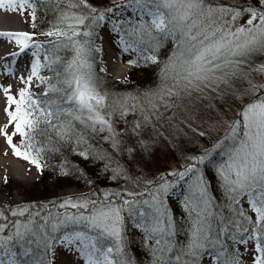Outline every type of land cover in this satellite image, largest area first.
I'll use <instances>...</instances> for the list:
<instances>
[{"label":"snow or ice","instance_id":"snow-or-ice-1","mask_svg":"<svg viewBox=\"0 0 264 264\" xmlns=\"http://www.w3.org/2000/svg\"><path fill=\"white\" fill-rule=\"evenodd\" d=\"M44 9L54 14V22L40 34L56 38L47 46L34 39L35 33L0 32L19 47L11 61H0L5 75L17 72L18 59L31 57L24 60L30 71L20 76L24 87L16 95L11 85H0L8 117L0 134L15 157L38 170L55 150L53 137L81 147L78 154L85 159L95 155L111 161L106 153L93 154L89 139L106 132L102 139L117 147L114 117L139 115L142 121L134 122L139 129L160 119L161 107L177 108L205 90L238 101L239 110L235 119L224 121V137L181 170L139 179L128 177L119 161L105 165L113 179L123 175L139 190L0 209V264H55L61 252L73 264H136L129 251L130 229L139 231L149 264H264V83L250 76L252 71L264 74V63L253 67L250 62L253 54H264V0H120L113 6L88 0H0V10L27 13L33 28ZM104 25H111L124 52L131 50L144 62L157 63L156 53L171 39L174 48L155 89L133 95L103 87L94 53L101 51L95 41ZM238 82L247 84L243 92L235 89ZM33 86L43 91L36 93ZM17 135L20 142L14 143ZM216 152L222 160L213 159ZM202 166L215 168L223 199L214 195Z\"/></svg>","mask_w":264,"mask_h":264},{"label":"rangeland","instance_id":"rangeland-1","mask_svg":"<svg viewBox=\"0 0 264 264\" xmlns=\"http://www.w3.org/2000/svg\"><path fill=\"white\" fill-rule=\"evenodd\" d=\"M92 5H117L120 0L113 2L112 0H88ZM221 3H229L230 0H220ZM245 3L246 0H240ZM125 15L129 13L125 12ZM25 24L21 27L23 32L35 33L34 39L39 43L48 44L55 40V37H48L41 35L42 31H47L48 28H43L44 24H39L40 19L37 17L35 21L36 27L33 28L31 18L27 13L24 14ZM245 18H242L239 23H243ZM42 27V28H41ZM98 38L95 43L100 49L109 46L118 53L119 66L123 67V72H117L116 76L108 73V67L102 60L101 51L94 53L97 56L95 61L98 75L102 78L103 87L113 93L119 94H137L143 93L151 89H155L160 83V69L163 62L168 59L174 48L171 39L165 40L166 47L163 48L161 55L157 56V63L144 62L142 59L138 60V54L129 50L124 52L120 48L118 41L119 36L111 32V25H104L97 29ZM65 55L69 53L65 52ZM28 58H31L28 56ZM137 60L135 64L139 69L133 68L130 61ZM20 61V60H19ZM250 62L253 67L257 64L264 63V54L256 53L250 57ZM19 64V63H18ZM128 65V68H127ZM149 68L151 73L145 77L140 71ZM103 68L104 71H100ZM250 76L253 82L264 83V74L252 71ZM145 77V78H144ZM154 77V78H153ZM238 92H243L247 88L246 83H236L234 85ZM32 91L40 93L43 91V86L37 88L33 86ZM199 98L184 99L179 102L177 108L165 110L160 108L162 116L160 119H153L147 126H142L139 129L134 128V122L142 121L139 115L129 114L124 119L114 117L115 128L120 133L119 144L113 147L112 140L103 139L105 146L100 147L99 153H106L111 161H119V163L126 170L127 176L139 179H153L160 173L169 172L172 170H181L182 166L191 163L190 158L199 156L205 149H211L213 145L221 140L227 126L224 123L226 120L236 118V113L239 110V102L233 103L227 100V96L223 99L217 98V93L205 90L203 94H197ZM249 97L245 96L243 99L247 100ZM11 134L13 127L7 129ZM204 132L205 135H200ZM104 136L108 133H101ZM94 136V134H92ZM0 147L6 148L9 152L10 159L18 162L20 165H28L33 171V181L24 182L14 179L9 176L3 179L0 185V207L17 208L28 203H38L44 200L45 204H50L52 201H63L69 197H82L90 193L91 186L85 183V180L71 181V179H57L54 176H45L42 170H38L34 165L21 158H17L12 154L11 147L6 143V140L1 139ZM20 137H14L13 142L19 143ZM107 146L109 147L107 149ZM147 146V151L145 150ZM76 149L80 147L73 145ZM96 152V151H95ZM79 151H73L74 159L80 158ZM222 154L214 153L213 159L216 161L222 160ZM108 159L101 160L102 178L99 191L103 195L105 190L110 191H125V190H139L136 188L130 179L121 176L119 179H113L111 168L106 170L105 165L111 162ZM42 165V163H41ZM205 167V166H202ZM210 166L205 167V171ZM84 173L93 176L91 173L92 167L85 166ZM95 178V177H93ZM97 179V178H96ZM41 194V196H40ZM42 196H44L42 198ZM93 198H96L93 196ZM173 200L176 198L173 197ZM51 206V205H50ZM176 205H173V208ZM247 207V205H245ZM16 219V218H13ZM23 220L24 218H20ZM130 234H136L135 230H129ZM243 252V246H240ZM65 260L72 261L71 256H67L61 252L55 258V264L64 262Z\"/></svg>","mask_w":264,"mask_h":264},{"label":"trees","instance_id":"trees-1","mask_svg":"<svg viewBox=\"0 0 264 264\" xmlns=\"http://www.w3.org/2000/svg\"><path fill=\"white\" fill-rule=\"evenodd\" d=\"M37 17L40 19L39 21H41L39 22V24L40 23L41 25L44 24L43 28L51 27L52 23L54 22V14L47 9L38 11ZM48 44H44V45L47 46ZM165 47H166V44L165 42H163L162 46L159 48L156 55L157 54L161 55V53L163 52V48L165 49ZM62 55H65V52H63ZM94 56H95V61H96L97 56L95 54ZM134 67L136 70L139 69L136 65ZM140 70H141L140 72L144 76L146 75L145 77H147L151 73V70L149 68L143 69L141 67ZM42 74L50 75V73H42ZM102 137L103 135L101 133H98V134H94V136H91V138L89 139V144L91 145V151L93 154L99 153L100 147L105 146V144L102 142L103 141ZM52 144L54 145L55 150L47 153L44 156V158L41 160L42 167H43L42 171L44 175L54 176L56 180L58 178L59 179H63V178L71 179V181L85 180L86 181L85 183H89V185L91 186L90 193L88 195H91L92 193L100 194L101 191H99V188H100L101 180L97 181L98 179L102 178V165H100V159L95 158V155H90L88 159H85L84 157L80 156V158L78 157L77 160H75L73 151H81V149H76L73 147L75 143L58 141V138L53 137ZM108 148L109 147L107 146V149ZM89 165L90 167H92L90 174H92L93 176L88 175V173H84V170H83L84 167L89 166ZM206 173L210 179L211 189L214 195L220 196L221 199H223V197L221 196L223 189L220 187V181L215 175V168H211V170H209L208 168L206 170ZM43 197L44 196H42V198ZM56 202H60V201L56 200ZM40 203H45V202L44 200H41L37 204H40ZM3 208L5 207H0V209H3ZM173 209H174V212L177 218H181L179 208L177 206H174ZM13 218L15 217H11V219ZM131 230H134V229H131ZM135 231H136V234L128 233L129 251L131 255L135 257L136 264H149V256L145 252L144 248L142 247L140 243L141 235L138 230H135Z\"/></svg>","mask_w":264,"mask_h":264},{"label":"bare ground","instance_id":"bare-ground-1","mask_svg":"<svg viewBox=\"0 0 264 264\" xmlns=\"http://www.w3.org/2000/svg\"><path fill=\"white\" fill-rule=\"evenodd\" d=\"M116 2L118 0H112ZM24 15H20L18 12L0 10V32H23L21 27L25 24ZM19 47L14 41H8L7 39L0 37V61L5 57L11 61V53L18 52ZM102 60L108 67V73L116 76L117 72H123V67L119 66L118 53L109 46H105L101 50ZM30 59L28 57L20 58L17 64V72L8 76L4 74L2 68H0V85L7 87L11 85V94L16 95L24 84L20 80V76H27L29 74L30 68L25 65L24 60ZM6 98L3 92V88L0 87V127L8 124V117L5 114ZM2 135V134H1ZM1 139L6 140L2 135ZM7 153V154H5ZM9 152L6 148L0 147V185L3 183V179L9 176L14 179H18L24 182L33 181V171L28 165H20L18 162L10 159ZM64 254V253H63ZM59 264H73V261L65 260Z\"/></svg>","mask_w":264,"mask_h":264}]
</instances>
